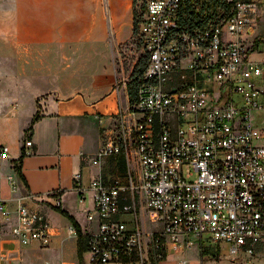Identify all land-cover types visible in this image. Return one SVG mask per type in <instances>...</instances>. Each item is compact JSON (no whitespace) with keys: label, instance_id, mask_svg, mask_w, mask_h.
Wrapping results in <instances>:
<instances>
[{"label":"built area","instance_id":"obj_1","mask_svg":"<svg viewBox=\"0 0 264 264\" xmlns=\"http://www.w3.org/2000/svg\"><path fill=\"white\" fill-rule=\"evenodd\" d=\"M182 1L138 0L136 44L148 63L136 101L95 154L81 155L96 166L124 156L129 165L125 183L98 176L84 187L81 174L74 177L81 203L93 193L88 220L99 218L87 236L91 264H162L170 253L201 250L204 239L220 252L227 245L240 256L234 264H264V0H225L226 15L191 30L179 23ZM25 149L33 154L31 141ZM1 221H13L22 246L51 244L43 214L23 203L13 213L0 194Z\"/></svg>","mask_w":264,"mask_h":264},{"label":"crops","instance_id":"obj_2","mask_svg":"<svg viewBox=\"0 0 264 264\" xmlns=\"http://www.w3.org/2000/svg\"><path fill=\"white\" fill-rule=\"evenodd\" d=\"M112 1L105 0L104 6L102 0H0V40L7 51L0 75L25 87L22 95H0V154L4 149L8 152L7 159L0 157V194L13 213L23 203L45 218L56 215L63 221L56 226L47 220L52 227L51 241L58 248L56 264H91L86 242L79 258L77 232L69 234L73 225L68 216L85 239L97 231L99 223L97 215L88 220L87 212L94 214L93 193L86 191L81 203L79 192L73 189L75 175L81 174L82 185L89 187L98 176L125 183L129 173L124 156L108 157L101 166L81 160L82 154L98 151L109 131L118 130L120 112L127 108L120 100L117 57L120 47L133 36V0H126V29L121 27L116 9L111 29L107 5ZM13 10L25 15L12 18ZM2 52L0 48V57ZM101 59H106V66H100ZM97 67L105 70L101 81L107 82L105 90L89 83L102 79ZM122 89L128 105L126 85ZM37 98H41L39 106ZM37 114L40 118L32 123ZM27 140L33 154L20 162ZM58 190L59 197L53 194ZM123 218L132 226L129 215ZM139 219L143 230L153 228L143 207ZM13 221L0 222V264H40L47 250L37 243L22 246L11 233ZM187 251L170 253L162 264H176L181 259L205 264L206 255L200 249L192 259L184 257ZM110 264L132 263L124 259Z\"/></svg>","mask_w":264,"mask_h":264},{"label":"rangeland","instance_id":"obj_3","mask_svg":"<svg viewBox=\"0 0 264 264\" xmlns=\"http://www.w3.org/2000/svg\"><path fill=\"white\" fill-rule=\"evenodd\" d=\"M102 3L104 6H106L105 0H102ZM107 6L109 7V10H111V15L109 12L110 23H111V18L113 17L115 9H116V12L119 16V22L121 24V27L123 29L125 27V29H126L128 27L127 22H129V19H128L129 5H127L126 0H113L111 3H108ZM104 8H105V10H107V7H104ZM142 13L143 12H141V14ZM22 15L23 16L25 15V13L22 10H16V11L13 10V17L12 18L21 19ZM35 17H36V15H35ZM110 27L112 29V23L110 24ZM114 27H115V25H113V28ZM258 30L262 33V36L264 37V23L261 22L258 25ZM0 48L3 51L2 55L0 57V68L2 67L1 69L4 70L7 51H5L6 43L2 40H0ZM142 60L144 61L145 58L142 55L140 48L136 44V37L133 38V36H132L129 40H127L123 44V46L120 47L119 57H117V70L119 73L118 85L121 86L120 87L121 88L120 89V100H121V104L123 105V108L127 105H126V96L122 91L123 90L122 85H126V87H127V83L130 81V76H131L133 70L135 69L136 65ZM106 64H107L106 59L100 60V66H102V65L106 66ZM97 68L100 70L99 74H100V77L102 78L104 76L105 70L101 69V67H97ZM12 69H14V66H12ZM102 71H103V73H102ZM103 80H105V78H102L97 83L91 82V81H89V83H92V85H94L95 87H101V89L105 90V88H106L105 83H107V82L105 81V83H101V81H103ZM23 87L24 86L21 83H15L9 79L7 80L4 73H2V75H0V95L12 96L13 93H15V92L21 94V92L25 88V87L24 88ZM38 91H40V90H38ZM15 100H16V102L18 101L17 99H15ZM35 101L39 106V102L41 101V98H37V99H35ZM12 104H13L12 106L15 107L16 103H12ZM125 109H126V107L123 110H125ZM27 134H28V130H27ZM131 169H132V171L135 170V165L133 163H132ZM186 170H188V169H186ZM46 219L53 225H56V226L57 225L58 226L63 225V221L60 218H58L56 215L55 216L52 215L51 217H48ZM199 244H200V241H198L196 245H199ZM203 245L206 248L217 246L216 244L212 243L208 239H204ZM42 249H46L47 252L45 253L46 254L45 258L43 260L42 259L40 260L41 261L40 264H42V261H43V264H53V263L56 264L57 256H58L57 246L55 244H53V242L51 241V244L48 248H42ZM49 249H50V251H49ZM197 252H198L197 246H195L194 248H192L191 251H187V253H185L184 257L192 259L194 257H197ZM218 257H219L218 259H213L211 255L207 254L205 256V260H206L205 264H234L233 263L234 260L240 259L239 255H235V256L231 255L229 252V247L225 244H223L221 246V252L219 253ZM254 263L259 264L256 262H254Z\"/></svg>","mask_w":264,"mask_h":264},{"label":"trees","instance_id":"obj_4","mask_svg":"<svg viewBox=\"0 0 264 264\" xmlns=\"http://www.w3.org/2000/svg\"><path fill=\"white\" fill-rule=\"evenodd\" d=\"M139 2L138 0H133V38L138 34L139 30ZM142 7V6H141ZM232 8L231 4L226 3L225 0H183L181 4V9L179 13V23L182 27L186 29L195 28H205L209 23L217 19L218 15H226ZM145 60L140 61L135 69L133 70L130 81L127 83V93L129 97L130 104L136 101V91L139 83V79L142 77L144 70L147 66L148 59L143 55ZM40 116L37 114L32 123L37 121ZM29 129H32L31 127ZM28 139V138H27ZM25 156L24 149L22 150L21 157L19 159L22 162ZM64 215L68 216L65 212L61 211ZM71 221L73 228L77 232L78 236V256L82 257V253L86 250L87 236L86 239L82 235L80 229L78 228L76 222L72 217L68 216ZM86 242V244H85ZM201 255H212L213 257H218L220 249L216 247H202L200 250Z\"/></svg>","mask_w":264,"mask_h":264}]
</instances>
